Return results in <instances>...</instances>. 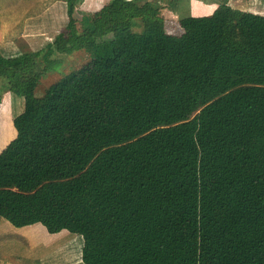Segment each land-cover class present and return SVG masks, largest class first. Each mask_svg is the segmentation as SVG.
I'll use <instances>...</instances> for the list:
<instances>
[{
  "label": "trees",
  "instance_id": "trees-1",
  "mask_svg": "<svg viewBox=\"0 0 264 264\" xmlns=\"http://www.w3.org/2000/svg\"><path fill=\"white\" fill-rule=\"evenodd\" d=\"M64 1L69 23L43 57L31 49L15 70L0 57L9 90L33 101L0 152V217L77 234L73 264H264V15L226 0L173 24L178 0H113L81 31L79 1ZM38 58L49 69L31 75Z\"/></svg>",
  "mask_w": 264,
  "mask_h": 264
},
{
  "label": "rangeland",
  "instance_id": "rangeland-1",
  "mask_svg": "<svg viewBox=\"0 0 264 264\" xmlns=\"http://www.w3.org/2000/svg\"><path fill=\"white\" fill-rule=\"evenodd\" d=\"M57 1V2H56ZM77 4V12L75 14V18L77 19V26L79 30H84L87 28H91L94 26V19L97 15H100L103 13L107 8L111 7V4L113 0H78ZM133 1V0H129ZM149 2V0H146ZM154 4H160L162 7L165 6L169 0H150ZM215 1V0H214ZM56 4H54L50 9H52L53 17L51 20H49L47 24V28L44 31V35L38 39L36 42L30 41L29 47L27 48V52L31 49L34 50L32 52H42L41 57H43L44 52L46 50L48 42H52L61 32L62 30L68 25L69 23V16L65 13V1L64 0H55ZM222 4H225L226 0H217ZM43 3V2H42ZM213 2L211 0H205L204 2L201 0H178V4L176 7H174L170 14H166L165 12V18L174 20L173 24H175V21H180L181 19L187 17V16H193L196 17L199 16H206L211 15L214 13V8H212ZM231 3L236 8H241L246 11H252L254 13L264 15V0H231ZM218 5V6H219ZM48 6V5H47ZM15 8L11 9V13L13 14L15 12ZM56 10V11H55ZM47 11V10H46ZM45 11V12H46ZM8 13V15H11V13ZM43 12V13H45ZM141 22V21H140ZM30 26L29 24H25L20 29L23 30V33H25ZM136 33H142L144 31V27L137 22L132 29ZM19 31V30H18ZM20 31V36H21ZM22 33V34H23ZM26 53V51H25ZM23 53L22 55L13 58L8 59L9 56L3 55L5 60L7 61H13L9 63V66L13 68L16 65L14 62L18 58L25 55ZM98 55L97 49H86L83 51H79L75 53L74 55H71L69 57L65 58V65L61 72H59L57 69L49 70V72H46L44 74L43 79L41 80V84L37 88L36 91V97L40 98L46 95L49 87L60 80L61 78L69 75L71 72L78 70L84 64L90 62L92 59H94ZM0 57H2L0 55ZM59 57L56 55L54 56V59H58ZM36 65H23L24 68L31 71V75L35 73V75H38L41 73V71L46 67V63H43L40 58L35 59ZM2 65V64H0ZM15 69V67H14ZM49 69V68H47ZM66 72V73H65ZM24 101V100H23ZM26 101L28 102V105L26 108H28L33 101L29 98H26ZM8 225H5V228L2 231V236H0V247L4 248L8 244L6 241L8 239L14 238L18 243H16V250L17 252H20L18 249V246L20 244L23 245L22 252H25L26 258L23 262H20L23 257L21 255H10L11 258L18 262V264H44L43 260L54 263L57 259V264H73L75 262L76 255L79 254V244L77 243V234H73L70 231H62L59 233H50L48 229L43 226L42 224H37L33 226L26 227L24 229L17 228L13 226L11 223H9L7 220L2 218ZM76 237L75 239H73ZM7 249V247H6ZM71 249V257L66 256L62 262L58 260L59 255L64 251H67Z\"/></svg>",
  "mask_w": 264,
  "mask_h": 264
},
{
  "label": "crops",
  "instance_id": "crops-1",
  "mask_svg": "<svg viewBox=\"0 0 264 264\" xmlns=\"http://www.w3.org/2000/svg\"><path fill=\"white\" fill-rule=\"evenodd\" d=\"M201 1L204 2L205 0ZM211 1L214 10L222 5V3L219 5L217 0ZM56 2L55 0H0V55L3 58H5L3 55H6L9 56L8 59H13L22 55L25 51L27 52L29 42H36L39 38L35 34L27 36V31L23 33L20 28L25 24H29L34 18L41 16ZM12 8L16 9L13 14L10 12ZM9 12L11 15H8ZM20 31L23 33H21V36ZM4 71V66L0 65V152L4 151L16 138L17 132L14 120L27 110L28 105L26 97H20L9 90V80L4 75ZM5 225H8V223L0 217V236H2ZM6 242L8 243L6 245L7 249L6 247H0V264H18L16 261L18 258L15 260V257L13 259L10 255H21L23 259L20 262H23L27 255L22 252L23 245L18 246L20 252H17L16 243L18 242L14 238L8 239Z\"/></svg>",
  "mask_w": 264,
  "mask_h": 264
}]
</instances>
